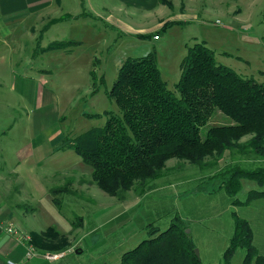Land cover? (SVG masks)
Here are the masks:
<instances>
[{"label": "rangeland", "instance_id": "1", "mask_svg": "<svg viewBox=\"0 0 264 264\" xmlns=\"http://www.w3.org/2000/svg\"><path fill=\"white\" fill-rule=\"evenodd\" d=\"M93 1L62 0L60 4L48 0L51 3L40 17L80 12L79 21L66 19L57 23L55 30L43 27L42 34L41 30L37 32L47 38L45 48L52 42H64V48L43 51L40 42L32 40L12 48L15 61L53 69L44 83L57 98L38 111L34 110L36 94H18L13 107L0 110V179H4L0 188L11 189L1 193L7 194L5 202L17 214L19 223L15 225L24 232L56 227L61 234L57 242L66 245L61 250L66 257L56 264H118L125 252L151 237L152 227L167 229L177 211L202 264H224L235 232L236 213L250 222L256 255L264 256V197L246 202L255 192H263L264 186L243 179L241 189L230 196L221 185L222 179H209L224 167V162L200 169L170 159L163 174L149 183L151 189H132L124 199L110 196L93 184L91 167L72 149L45 157L44 146L38 145L28 167L17 166L25 156L18 150L25 143L36 147L43 139L48 142V136L57 130L71 140L102 126L106 111L117 112L119 108L107 91L128 58L155 53L162 77L168 88L174 89L188 48L202 42L214 51L218 64L264 85V0H172L175 8L169 14L179 17L183 3L187 6L184 11L191 14L187 18L190 22L172 23L159 33L158 41L153 35L121 36L93 16ZM46 5L41 2L34 7ZM131 23L140 27L151 24L140 20ZM75 41L81 42L75 45ZM22 66V62L16 65L18 72ZM22 104L32 106L30 118ZM42 114L47 123L45 132L39 131ZM94 114L100 116L89 117ZM213 122L232 121L217 112ZM5 129H9L7 135L2 133ZM261 165L260 161H247L242 166L253 169ZM17 167L18 171H13ZM60 188L61 192L56 191L60 203L56 204L52 190ZM235 198L242 203L235 204ZM245 254L237 247L231 264H242Z\"/></svg>", "mask_w": 264, "mask_h": 264}, {"label": "trees", "instance_id": "2", "mask_svg": "<svg viewBox=\"0 0 264 264\" xmlns=\"http://www.w3.org/2000/svg\"><path fill=\"white\" fill-rule=\"evenodd\" d=\"M160 1L171 5L168 0ZM73 17L69 13L60 16L44 29ZM172 23H167L164 30ZM155 35L160 37L159 33ZM66 45L52 42L44 51ZM181 69L176 88L170 89L155 53L128 58L107 91L119 110L106 111L102 126L64 139L61 148L76 152L91 167L92 183L110 196L124 199L132 189H146L174 158L200 169L224 162V167L209 179H222L221 185L230 196L241 189L243 179L264 186V85L218 64L214 51L202 42L188 48ZM217 112L232 122H213ZM93 116L100 115H89ZM247 161L263 165L245 168L242 165ZM56 191L62 189L52 190V199L58 204ZM262 197L264 191L255 192L246 202ZM234 203L242 202L235 198ZM234 218L235 232L224 264H231L237 247L246 252L242 264H264V256L256 255L250 222L236 213ZM171 220L165 230L152 227L151 237L125 252L118 264H202L179 212L175 211ZM60 235L50 225L45 232H31L29 242L43 251L61 253L66 245L57 242Z\"/></svg>", "mask_w": 264, "mask_h": 264}, {"label": "crops", "instance_id": "3", "mask_svg": "<svg viewBox=\"0 0 264 264\" xmlns=\"http://www.w3.org/2000/svg\"><path fill=\"white\" fill-rule=\"evenodd\" d=\"M54 1L56 3L59 1L60 4L62 3V0ZM95 1L96 2L93 1L94 5H91L93 16L104 21L105 25L113 27L121 33V36L153 35L154 40L158 41L161 36L155 39L154 35L156 33H161L167 23L188 22L190 19L187 18L191 16V14L184 11L187 10V6L183 3L181 9L183 13H180L179 17H176L175 13L169 14V11L172 12V9L175 8L172 0H169L171 2L170 6L160 0ZM41 2L42 4L48 3V5L42 8L34 7V4L36 5ZM50 3L51 2H48V0H0V110L13 107V99H15V96L18 94L19 96H31V93L36 94L34 110L38 111L44 109L47 104L57 100L53 92L48 90L44 83L46 75L52 73L53 69L43 65H33V67H31L29 61L26 65L23 60L15 61L14 55L16 53H14L12 49L13 47L19 46V43L23 44L25 41L32 40L33 42L39 41L44 51L46 46L44 43H46L47 38H45V35L38 36L37 32L41 30L42 34V29L48 22L60 17H40L41 14H44ZM85 4L86 3H84V5ZM68 13L69 12H67V14ZM79 13L80 12L75 11L74 15L72 13L69 14L74 16L72 18L73 20L79 21L81 20V15ZM86 14L92 16L90 12L88 13L86 11ZM137 20L151 24L147 26L143 25V27L137 24H135V26L132 25L131 22ZM57 23H53L46 31L51 29L55 30L54 26H56ZM79 42L81 41H75L74 44L77 45ZM21 49L22 48L17 50V54ZM21 62L23 64L22 71L18 72V67L16 68V65H19ZM32 72L34 73L33 77L31 76ZM31 79L34 81L32 82ZM21 107L22 110L27 111V115L30 118L29 112L32 106H25L22 104ZM42 117L43 114L40 116L42 125L39 126L42 128H40L39 131L45 132L47 123ZM13 127L14 125L11 128ZM8 131L9 129H5L2 133L7 135ZM48 138V142L46 139H43V145H41L42 143H37L36 147L33 145L31 146L30 143L22 145L18 152L19 154L23 152L25 156H23V161L20 160L21 163H18L17 166L20 167L24 165V167H28L30 163L29 159L38 152H36L38 145L44 146L43 151L45 157H47L48 153L53 155L63 150L61 147L63 146L64 139H66L63 132L57 130L55 134L48 136ZM18 167L15 170L13 169V171H18ZM3 182L4 179L1 178L0 183ZM7 190H11L10 187L0 188V264H11L10 262L16 264H56L64 259L66 253H60L63 254V256L51 261L45 256V254L48 253L47 251L36 248L29 242L30 233L37 231L31 230L24 232L21 227L19 230L18 226L15 225L19 223L17 221V214L6 204L7 194L1 193L2 191L9 192ZM10 227L12 231L9 230Z\"/></svg>", "mask_w": 264, "mask_h": 264}, {"label": "built area", "instance_id": "4", "mask_svg": "<svg viewBox=\"0 0 264 264\" xmlns=\"http://www.w3.org/2000/svg\"><path fill=\"white\" fill-rule=\"evenodd\" d=\"M158 38L159 37L155 35V39H158ZM9 230L12 231L11 227H10ZM45 256L52 261V260H56V259L60 258L61 256H63V254H60V253H54V254L47 253V254H45ZM10 263L11 264H16V263H13V262H10Z\"/></svg>", "mask_w": 264, "mask_h": 264}, {"label": "water", "instance_id": "5", "mask_svg": "<svg viewBox=\"0 0 264 264\" xmlns=\"http://www.w3.org/2000/svg\"><path fill=\"white\" fill-rule=\"evenodd\" d=\"M188 232H189V231H188ZM195 253H196V255L198 256V254H199V253H198V251H197V250H195Z\"/></svg>", "mask_w": 264, "mask_h": 264}]
</instances>
